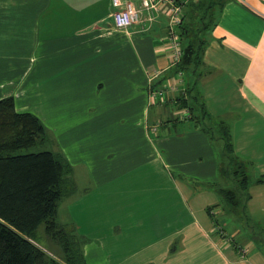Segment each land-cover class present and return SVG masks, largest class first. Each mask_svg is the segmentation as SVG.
I'll list each match as a JSON object with an SVG mask.
<instances>
[{
	"label": "crops",
	"instance_id": "crops-1",
	"mask_svg": "<svg viewBox=\"0 0 264 264\" xmlns=\"http://www.w3.org/2000/svg\"><path fill=\"white\" fill-rule=\"evenodd\" d=\"M116 10L113 0H0V100L12 95L17 112L38 118L46 103L81 180L58 216L84 264H264V240L238 238L244 222L230 229L218 216L228 238L215 230L223 169L198 111L235 128L236 154L254 173L248 222L264 229V0H223L198 72L155 104L151 90L180 82L167 8L126 29Z\"/></svg>",
	"mask_w": 264,
	"mask_h": 264
},
{
	"label": "trees",
	"instance_id": "trees-1",
	"mask_svg": "<svg viewBox=\"0 0 264 264\" xmlns=\"http://www.w3.org/2000/svg\"><path fill=\"white\" fill-rule=\"evenodd\" d=\"M222 1L198 0L190 3L178 31L183 54L175 65L174 76L179 72L183 77L187 73L194 75L198 72ZM186 90L189 94L190 86ZM177 100L180 101L178 108L189 111L186 119L192 118L189 99L180 96ZM193 100L197 103L196 96ZM198 111L202 121H210L202 104H198ZM210 127L205 126V131L213 142ZM221 127L224 147L233 152H227L228 156L231 161L238 160L234 156L228 126L222 124ZM47 139L43 122L30 112H17L12 95L0 100V264H62L56 256L38 246L40 231L60 252L68 249L69 240H79L73 229H67L58 222L60 203L77 190L72 184L73 165L61 149L24 152L46 143ZM248 166V163L230 166L224 171L227 180L222 179L221 184L215 185L219 201L216 209H211L217 219L214 226L217 234L226 239L225 225L218 220V216L221 219L224 215L230 217L234 214L239 221L248 223L247 203L252 186ZM230 218L233 221L234 218ZM62 252L60 257L63 259Z\"/></svg>",
	"mask_w": 264,
	"mask_h": 264
},
{
	"label": "rangeland",
	"instance_id": "rangeland-1",
	"mask_svg": "<svg viewBox=\"0 0 264 264\" xmlns=\"http://www.w3.org/2000/svg\"><path fill=\"white\" fill-rule=\"evenodd\" d=\"M131 1V0H130ZM133 2V1H132ZM133 4H135L133 2ZM37 74L35 71H30V75L27 79V81L31 82V81H35L37 79ZM45 104V108H43V112L42 110L37 111L38 114H40L42 117H39L40 120H42L43 124L46 127V132H47V142L43 143L41 145H36L34 147H32L31 149L24 151L25 153L28 152H37V151H42V150H60V146L58 144V140L59 139V135L57 132L58 129L52 127L53 123H51L47 117L45 116L46 113V103ZM169 111L171 112L172 117L173 115V108L170 107ZM35 114V113H34ZM176 116V115H175ZM180 117V116H177ZM182 117V116H181ZM175 118V117H174ZM44 120V121H43ZM219 121H217V123L219 122V124L217 126H212L211 125V120H206V124L210 127V130H213L212 132V139H213V143L217 149V152L219 153L220 156V167L223 169V173L221 175V180L222 179H226L228 176H226L224 173V171L226 169H228L230 166L231 167H236V164H242V163H247V160L242 158L240 155L239 157L236 154L235 151V146H233V150H234V156H237L239 159L238 160H233L231 161L230 156H228L227 152H232V149H225V145H224V141L221 139L222 137V128H219L222 124L226 125V123L222 120V119H218ZM233 121V118H229L228 119V124H230ZM227 129L230 131L231 134V142L234 145L235 144V139H236V133H234L235 128L234 127H227ZM233 153V152H232ZM248 170L250 172L252 176V178L254 177V173H253V168L251 166H248ZM77 171V169H76ZM73 186L76 188L78 186V182H80L81 180L79 178H77L75 180V176L73 173ZM78 180V181H77ZM227 180V179H226ZM222 182V181H221ZM220 181H218V183L221 184ZM225 182V181H224ZM87 185H89V183L84 182ZM254 182H252L253 184ZM224 184V183H223ZM226 185V184H225ZM228 185V183H227ZM71 187H73L72 185H70ZM229 187V186H226ZM63 204V202L60 203V207ZM230 217L234 218V222L231 221L229 222V227L230 229H233V226H237L240 227V222L238 219H236V215L234 214H230ZM58 222L64 227L66 226L67 229L70 228V224L69 223H65L62 221V219L60 218V216H58ZM242 230H241V234L238 237L240 240H245L246 236L250 235L251 237L255 238V239H260V240H264V229L260 228V227H253L252 223H244L242 224ZM43 232L40 231L38 232V240H37V244L38 246H40L42 249H44L45 251H47L48 253H51L52 255L56 256V258L62 263V264H84L83 262V254H82V242L80 240L75 241L74 239L69 240V245H68V249L63 250L62 252V257L63 259H67L68 261H63V259L60 257V250L57 248V246L52 243L48 237H44V235L42 234ZM65 262V263H64Z\"/></svg>",
	"mask_w": 264,
	"mask_h": 264
},
{
	"label": "built area",
	"instance_id": "built-area-1",
	"mask_svg": "<svg viewBox=\"0 0 264 264\" xmlns=\"http://www.w3.org/2000/svg\"><path fill=\"white\" fill-rule=\"evenodd\" d=\"M198 0H142L140 7L133 4L129 0H113L115 8L117 9L113 14L114 25L119 29H126L134 24H137L141 19V14L144 11L149 13V16H153V13H159L162 8H167L169 16V33L166 37L169 49L172 51V64L176 65L180 62L183 54L182 44L180 42L179 27L183 22L184 6ZM157 75L154 76V78ZM176 79L180 82H170L163 85L159 89L150 91V97L152 104L157 102H163L169 92H175L180 89L183 84L182 73L179 72L176 75ZM189 111L184 109L182 117L188 118ZM219 237L223 238L221 234ZM246 251V250H245Z\"/></svg>",
	"mask_w": 264,
	"mask_h": 264
}]
</instances>
